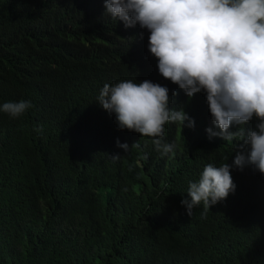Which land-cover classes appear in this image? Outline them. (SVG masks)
<instances>
[{
    "label": "trees",
    "instance_id": "1",
    "mask_svg": "<svg viewBox=\"0 0 264 264\" xmlns=\"http://www.w3.org/2000/svg\"><path fill=\"white\" fill-rule=\"evenodd\" d=\"M149 35L103 0H0V104L32 105L0 112V264H264V175L251 166L231 167L225 200L186 214L190 182L232 165L240 141L209 139L206 95L189 100L159 74ZM124 80L166 86L192 118L165 126L174 154L100 106L103 86Z\"/></svg>",
    "mask_w": 264,
    "mask_h": 264
},
{
    "label": "clouds",
    "instance_id": "2",
    "mask_svg": "<svg viewBox=\"0 0 264 264\" xmlns=\"http://www.w3.org/2000/svg\"><path fill=\"white\" fill-rule=\"evenodd\" d=\"M105 15L147 30L148 50L159 74L193 98L203 92L212 117L209 139L239 138L232 165L207 164L198 181L190 182L181 200L186 214L203 205L205 212L235 191L231 167L251 166L264 175V0H103ZM177 95L173 92L172 96ZM98 103L114 115L120 130L152 138L157 151L174 154L164 142L165 126L194 127L183 107H170L169 89L149 80L105 84ZM30 101L5 102L0 112L19 118ZM257 121L252 128L249 122ZM235 131H230L233 126ZM37 131L42 129L38 128ZM117 146L127 152V143ZM135 142L131 147L138 148ZM113 160L120 155H112ZM146 158V157H145Z\"/></svg>",
    "mask_w": 264,
    "mask_h": 264
},
{
    "label": "rangeland",
    "instance_id": "3",
    "mask_svg": "<svg viewBox=\"0 0 264 264\" xmlns=\"http://www.w3.org/2000/svg\"><path fill=\"white\" fill-rule=\"evenodd\" d=\"M210 119L212 120V117Z\"/></svg>",
    "mask_w": 264,
    "mask_h": 264
}]
</instances>
